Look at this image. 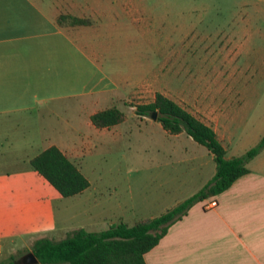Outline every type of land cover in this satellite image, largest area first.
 <instances>
[{
	"label": "crops",
	"instance_id": "0c3cea01",
	"mask_svg": "<svg viewBox=\"0 0 264 264\" xmlns=\"http://www.w3.org/2000/svg\"><path fill=\"white\" fill-rule=\"evenodd\" d=\"M136 8L140 4L133 0H0V159H10L4 155L6 148L2 144L5 140L11 144L16 142L18 136L12 135V129L26 130L32 126L29 118L20 122L24 115L35 117L36 112H47L46 105L61 98L75 100L81 106V111L74 116V126L71 125L76 132L74 136L61 129L53 134L41 124L33 132L38 134V141L31 142L35 145L33 152L16 155L17 160L18 157L25 160L24 165L2 167L0 162V260L20 247L26 249L24 256L32 251L34 240L43 236L60 239L79 227L97 230L94 220L73 227L65 219L59 224L57 203L67 196L61 195L31 165L30 158L54 144L82 172V157L98 142L106 141L107 130H111L110 126L95 125L91 114L111 106L123 112L119 105L123 102L122 96L145 90L151 84L140 68L130 73L107 72L100 61L104 49L111 46L108 32L114 30L117 14ZM63 14L87 21L79 23L69 17L59 20ZM156 91L159 88L153 87L148 101ZM228 95L223 89L213 91L212 121L202 119L214 128L226 148V155L232 156L237 154H227L229 125L227 120H222L230 117ZM125 118L124 115L120 122ZM144 120L152 124L160 122ZM165 131L168 136L187 134L184 130ZM194 147L199 151L197 155L209 151V159L213 158L206 146L207 151L199 145ZM260 151L250 159L249 170L226 189L196 201L182 217L173 221L158 242L144 253L145 264H264V154ZM214 172L215 166L212 169L208 166L209 174L190 194L201 188ZM87 179L88 186L71 196H79L92 186V181ZM184 198H177L160 212L145 218L166 211ZM213 198L217 204L205 207ZM23 256L18 258V264H24Z\"/></svg>",
	"mask_w": 264,
	"mask_h": 264
},
{
	"label": "rangeland",
	"instance_id": "374dc122",
	"mask_svg": "<svg viewBox=\"0 0 264 264\" xmlns=\"http://www.w3.org/2000/svg\"><path fill=\"white\" fill-rule=\"evenodd\" d=\"M133 2L140 8L117 14L114 30L108 32L111 46L104 49L100 61L107 72L130 73L140 68L151 84L135 95L122 96L119 105L125 120L110 126L106 141L98 142L82 157V172L92 186L57 203L61 225L64 219L71 227L94 220L97 230L121 219L131 224L189 195L209 174L208 166L214 168L209 151L197 155L194 145L206 147L190 135L168 136L160 122L144 120H157V113L155 117L136 114L134 104L151 99L153 87L209 121L214 114L211 93L218 89L228 93L230 117L222 119L227 120L231 133L226 139L228 155L244 153L264 133V0ZM47 105V112L20 119L29 118L32 126L12 129V135L20 139L16 137L13 144L3 142L4 155L10 159L1 158L2 167L25 164L16 155L33 152L32 143L38 141L33 132L41 124L53 134L59 129L76 134L71 125L81 109L79 102L61 98ZM24 248L15 249L3 260L13 258L20 263Z\"/></svg>",
	"mask_w": 264,
	"mask_h": 264
},
{
	"label": "trees",
	"instance_id": "16d2710c",
	"mask_svg": "<svg viewBox=\"0 0 264 264\" xmlns=\"http://www.w3.org/2000/svg\"><path fill=\"white\" fill-rule=\"evenodd\" d=\"M71 18L86 22V18L60 15L59 20ZM136 111L151 115L157 112V120L171 133L184 130L212 153L215 172L197 191L173 207L153 216L128 224L119 220L101 230L74 229L60 239L46 236L37 238L31 250L43 264H145L144 253L152 248L167 231L169 225L182 217L196 201L226 189L238 176L247 172L246 162L264 147V133L258 142L240 155H226V148L214 128L188 110L182 104L161 91L152 100L138 103ZM124 113L111 106L91 114L97 126H111L123 119ZM31 165L39 171L63 196L73 195L88 186L89 180L77 165L56 145L52 144L30 158ZM0 260V264H16L12 260Z\"/></svg>",
	"mask_w": 264,
	"mask_h": 264
},
{
	"label": "water",
	"instance_id": "95a60500",
	"mask_svg": "<svg viewBox=\"0 0 264 264\" xmlns=\"http://www.w3.org/2000/svg\"><path fill=\"white\" fill-rule=\"evenodd\" d=\"M156 113H157L156 111H153L152 114H151V116H152V117H155ZM21 261H22L24 264H31V263L37 262V261H38V258L36 257V255L34 254L33 251H29V252H27V253L23 256V258H22Z\"/></svg>",
	"mask_w": 264,
	"mask_h": 264
},
{
	"label": "built area",
	"instance_id": "2783aa9c",
	"mask_svg": "<svg viewBox=\"0 0 264 264\" xmlns=\"http://www.w3.org/2000/svg\"><path fill=\"white\" fill-rule=\"evenodd\" d=\"M217 204V200L215 198L209 200L206 204L205 207L209 208V207H213Z\"/></svg>",
	"mask_w": 264,
	"mask_h": 264
}]
</instances>
